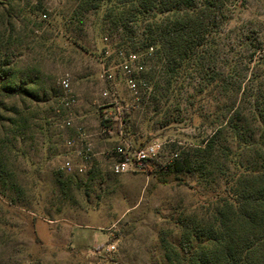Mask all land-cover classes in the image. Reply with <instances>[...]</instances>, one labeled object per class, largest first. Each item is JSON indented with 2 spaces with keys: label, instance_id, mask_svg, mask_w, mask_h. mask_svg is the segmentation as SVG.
<instances>
[{
  "label": "rangeland",
  "instance_id": "rangeland-1",
  "mask_svg": "<svg viewBox=\"0 0 264 264\" xmlns=\"http://www.w3.org/2000/svg\"><path fill=\"white\" fill-rule=\"evenodd\" d=\"M68 3H0V32L5 38L10 21L14 26L11 39L17 35L24 41L20 47L10 45L17 67L40 62L56 94L62 93L60 78L68 74L70 93L77 100L70 111H57L56 96L36 103L15 97L9 100L17 106L15 115L0 105V163L5 165L0 182V264H166L158 231L169 234L172 230L174 239L178 232L173 221L182 208L213 201L222 192L217 182L176 172L170 166L174 154L180 159L210 129L191 116L198 103L192 108L188 105L186 83L168 102L150 101L151 83L150 91L134 100L121 78H116L115 100L103 98L101 90L107 84L101 71L107 64L117 72V52L92 27L83 40L84 52L72 46L58 15ZM35 24L42 26L32 32ZM41 33L51 45V52H43L42 59L33 37ZM246 34L264 40V0H237L230 8L223 31L224 50H251L255 41L249 47L240 46ZM253 71L262 75V68ZM118 107L122 125L114 119ZM68 115L90 134L94 146L95 153L82 172L60 169L66 159L74 166L80 164L73 149L65 146L68 138L75 137L74 128L60 127ZM11 116L14 122L7 121ZM153 138L166 143L150 172L111 171L113 159L103 153L106 149L125 141L140 146ZM109 245L114 248L108 250Z\"/></svg>",
  "mask_w": 264,
  "mask_h": 264
},
{
  "label": "trees",
  "instance_id": "trees-1",
  "mask_svg": "<svg viewBox=\"0 0 264 264\" xmlns=\"http://www.w3.org/2000/svg\"><path fill=\"white\" fill-rule=\"evenodd\" d=\"M66 1L58 15L72 46L84 52L83 40L92 27L115 52L143 54L148 65L144 75L152 84L150 101L175 99L186 83L188 105L198 103L191 116L210 129L170 166L217 182L222 192L213 201L182 208L173 221L174 239L172 230L158 231L166 264H264V40L246 34L240 46L255 41L251 50H224V26L237 0ZM7 23L6 37L0 32V105L15 115L17 106L9 104L15 97L36 103L56 96L58 102L61 94L40 62L17 67L10 45L20 47L24 41L17 35L11 39L14 26ZM41 26L35 24L31 31ZM33 37L42 59L50 51L48 37ZM255 68H262V75ZM155 161L147 164L148 172ZM4 169L0 163V182Z\"/></svg>",
  "mask_w": 264,
  "mask_h": 264
},
{
  "label": "built area",
  "instance_id": "built-area-1",
  "mask_svg": "<svg viewBox=\"0 0 264 264\" xmlns=\"http://www.w3.org/2000/svg\"><path fill=\"white\" fill-rule=\"evenodd\" d=\"M45 17V14H42ZM151 48L147 55H150ZM118 60L115 65L117 72L113 71L112 67H103L101 76L107 84L101 90V96L108 98L110 101L115 100L114 86L116 85V78H121L123 84L128 89L130 95L134 100L140 96H145L150 91V86L145 78V71L147 69L146 59L143 54L126 53L123 50L117 51ZM59 87L61 95L58 98V109L70 111L76 105L77 100L70 93V80L68 74H65L59 80ZM92 104H96L95 101ZM124 107H129L125 105ZM117 108V114L114 116L119 125L124 123L122 111ZM62 129L74 128L75 137L68 138L65 141V146L68 150H72L74 155L80 160V164L74 166L70 159H66L61 164L60 169L66 173L82 172L85 169V162L89 161L94 155V146L90 140V134L86 133L81 125H74L72 117L68 115L60 124ZM166 140H159L153 138L143 145L132 147L126 141L122 144L114 145L106 149L103 153L111 156L113 159L111 164V171L113 173H122L126 171H147V164L149 161L156 159L162 146ZM174 157L170 162L173 161ZM113 245L108 246V250L113 249Z\"/></svg>",
  "mask_w": 264,
  "mask_h": 264
}]
</instances>
